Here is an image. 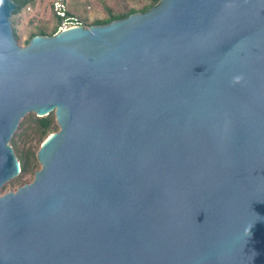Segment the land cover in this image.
<instances>
[{
    "label": "water",
    "instance_id": "95a60500",
    "mask_svg": "<svg viewBox=\"0 0 264 264\" xmlns=\"http://www.w3.org/2000/svg\"><path fill=\"white\" fill-rule=\"evenodd\" d=\"M0 0L9 142L54 112L32 182L0 194V264H264V0H160L18 45Z\"/></svg>",
    "mask_w": 264,
    "mask_h": 264
},
{
    "label": "rangeland",
    "instance_id": "374dc122",
    "mask_svg": "<svg viewBox=\"0 0 264 264\" xmlns=\"http://www.w3.org/2000/svg\"><path fill=\"white\" fill-rule=\"evenodd\" d=\"M51 1L35 0L32 5L26 6L18 15L12 17L13 33L19 46L24 47L25 41L29 39L31 34L38 32L40 29L52 32L56 28L58 20L52 14ZM147 3V0H67L69 11L88 24H92L96 20L105 19L110 13H124L131 8L139 10ZM34 117H37L35 113L27 114L14 132L13 136L17 143V148L14 149L11 146V140L9 142L17 159L26 151L36 152L38 147L46 140L39 143L37 136L34 134V126L32 124ZM40 168L41 164L37 160L34 169L28 174H25L22 178L16 176L6 182L0 188V194L15 192L19 187L32 182L35 172Z\"/></svg>",
    "mask_w": 264,
    "mask_h": 264
},
{
    "label": "trees",
    "instance_id": "16d2710c",
    "mask_svg": "<svg viewBox=\"0 0 264 264\" xmlns=\"http://www.w3.org/2000/svg\"><path fill=\"white\" fill-rule=\"evenodd\" d=\"M11 1L15 5L14 10L12 11V16L14 17L18 15L21 12V10L25 8L26 6L32 5L35 0H11ZM147 1L148 3L139 10L131 8L125 11L124 13H119V14L110 13L107 18L102 19V20H96L92 24H88L85 21L84 22L86 26L88 27L106 25L115 20L125 19L134 13L147 12L153 7H155L159 3L160 0H147ZM55 31H56V28L52 32H47V31L40 29L38 32L31 34L29 39L25 41V46L28 45V43L33 37L35 36H49L50 37L55 33ZM21 123L22 121L20 122V124ZM32 124L34 126V134L37 136L39 143H41L43 140L47 139L51 134L59 130V126L57 125L54 112L44 117H34L32 120ZM10 143L14 149L17 148V143L14 140V136L11 138ZM39 147L36 152L26 151L24 154L18 157V161L20 164V174L18 175L19 176L18 178H22L25 174H28L30 171L34 169V166L37 162V152L39 150Z\"/></svg>",
    "mask_w": 264,
    "mask_h": 264
},
{
    "label": "built area",
    "instance_id": "2783aa9c",
    "mask_svg": "<svg viewBox=\"0 0 264 264\" xmlns=\"http://www.w3.org/2000/svg\"><path fill=\"white\" fill-rule=\"evenodd\" d=\"M30 9V8H28ZM52 14L58 20L56 31L53 35L76 28H87L83 19L71 13L68 9L67 0H52Z\"/></svg>",
    "mask_w": 264,
    "mask_h": 264
}]
</instances>
